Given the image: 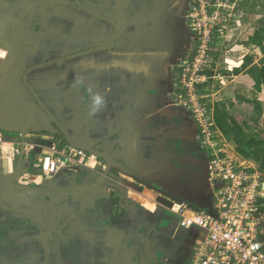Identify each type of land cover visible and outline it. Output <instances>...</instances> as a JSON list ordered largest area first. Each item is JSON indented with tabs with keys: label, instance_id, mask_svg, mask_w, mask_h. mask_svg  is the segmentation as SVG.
I'll return each mask as SVG.
<instances>
[{
	"label": "crops",
	"instance_id": "0c3cea01",
	"mask_svg": "<svg viewBox=\"0 0 264 264\" xmlns=\"http://www.w3.org/2000/svg\"><path fill=\"white\" fill-rule=\"evenodd\" d=\"M189 3L0 0V264L192 259L202 233L160 204L210 198L208 156L171 98ZM52 147L97 160L45 177Z\"/></svg>",
	"mask_w": 264,
	"mask_h": 264
},
{
	"label": "rangeland",
	"instance_id": "374dc122",
	"mask_svg": "<svg viewBox=\"0 0 264 264\" xmlns=\"http://www.w3.org/2000/svg\"><path fill=\"white\" fill-rule=\"evenodd\" d=\"M210 1L201 0L202 11L196 10V16L192 10L187 14L188 54L186 58L176 62V68L182 69L180 73L178 72L182 77L180 83L178 73L174 77L175 87L171 98L177 106L188 113V116L191 117L190 110H195L204 114V118L211 120L212 148L197 141V127L193 122L196 145L206 154L205 156H208V163L215 155L216 158L234 160L237 165L255 172L261 184L259 193L264 200L262 194L264 172L261 171L264 167L260 168L257 163L241 155L235 143L219 131L215 121V107L224 104L228 115L247 138L264 144V85L261 86L260 92L255 90L252 76L258 73L257 70H251L264 65V0H218L217 5H210ZM190 3L191 8L198 7L193 0H190ZM192 14L195 17L194 21ZM197 24L201 26L200 34L190 30L194 25L196 26L191 28L196 29ZM255 34L262 48L249 43V39ZM245 60H250V65L243 66ZM231 63L239 65L234 67ZM201 70H208L212 77L201 78L202 83H199L197 74H200ZM242 72L244 78L235 79V75ZM182 96L191 101L189 106H184L186 101ZM256 104H259L260 111L256 110ZM58 138L55 140L58 141ZM148 196L147 199L153 201L154 198ZM139 199L143 202V199ZM174 202L173 200L159 203L173 214L169 205ZM260 240L264 243V233ZM191 262V258L187 259V264Z\"/></svg>",
	"mask_w": 264,
	"mask_h": 264
},
{
	"label": "built area",
	"instance_id": "2783aa9c",
	"mask_svg": "<svg viewBox=\"0 0 264 264\" xmlns=\"http://www.w3.org/2000/svg\"><path fill=\"white\" fill-rule=\"evenodd\" d=\"M193 3L198 4V7L191 8L190 3L189 12L192 10L196 16V10L202 11V2L193 0ZM214 4L217 5L218 0L210 1V5ZM192 20H195L193 14ZM191 27V31L201 33L199 24L196 29ZM178 70L179 73L182 71L181 68ZM179 73L178 83L182 77ZM199 73V83H202L201 78L205 76ZM183 99L186 101L184 106H189L191 101L185 97ZM190 115L197 127V141L212 148L211 120L195 110H190ZM13 153L19 155V150L16 149ZM2 155L0 138V161ZM216 157L214 155L208 163L211 189L204 208L195 209L180 201L169 205L181 228L196 229L202 233L203 237L195 244L191 264H264V243L260 240L264 233V204L260 202L263 199L259 193V176L248 168L237 165L234 160ZM96 160L76 147L60 150L52 147L38 159L37 168L45 177L69 175L73 167L90 169L91 162ZM105 168L103 164L102 170Z\"/></svg>",
	"mask_w": 264,
	"mask_h": 264
},
{
	"label": "trees",
	"instance_id": "16d2710c",
	"mask_svg": "<svg viewBox=\"0 0 264 264\" xmlns=\"http://www.w3.org/2000/svg\"><path fill=\"white\" fill-rule=\"evenodd\" d=\"M249 43L262 48V45L255 34L249 39ZM250 65V60H245L243 66ZM252 71L257 70V75L252 76L254 87L257 92L261 91V86L264 85V65L260 68H251ZM179 70H177L178 72ZM238 72V70H234ZM201 75L210 79L212 73L208 70L201 71ZM203 85V84H202ZM256 110L260 111L259 104L255 105ZM215 121L219 131L227 138L232 140L238 147L237 150L245 158H248L259 165L260 168L264 167V144L256 142L253 138H247V136L240 130V128L234 123L233 119L226 112L224 104H220L215 107ZM246 149H249L246 151ZM264 172V170H261ZM264 204V200H260ZM262 229L264 230V222L262 223Z\"/></svg>",
	"mask_w": 264,
	"mask_h": 264
},
{
	"label": "water",
	"instance_id": "95a60500",
	"mask_svg": "<svg viewBox=\"0 0 264 264\" xmlns=\"http://www.w3.org/2000/svg\"><path fill=\"white\" fill-rule=\"evenodd\" d=\"M26 108L27 109L29 108L28 104L26 105ZM15 122H16L17 127L20 128L19 130L22 132H25L26 130H30L31 125H32V121H28V122H26V125L20 126V124H22L20 118H16Z\"/></svg>",
	"mask_w": 264,
	"mask_h": 264
},
{
	"label": "bare ground",
	"instance_id": "6f19581e",
	"mask_svg": "<svg viewBox=\"0 0 264 264\" xmlns=\"http://www.w3.org/2000/svg\"><path fill=\"white\" fill-rule=\"evenodd\" d=\"M28 119H29V118H28ZM20 120H21V119H20ZM21 122H22V120H21ZM22 124H23V125H26V122H24V123L22 122ZM262 194H263V196H264V184H263V188H262Z\"/></svg>",
	"mask_w": 264,
	"mask_h": 264
}]
</instances>
